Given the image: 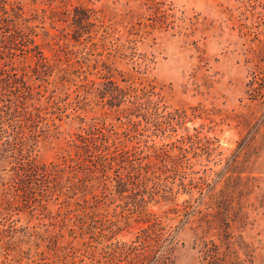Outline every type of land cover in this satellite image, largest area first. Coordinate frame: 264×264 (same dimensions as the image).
<instances>
[{"label":"rangeland","instance_id":"1","mask_svg":"<svg viewBox=\"0 0 264 264\" xmlns=\"http://www.w3.org/2000/svg\"><path fill=\"white\" fill-rule=\"evenodd\" d=\"M158 235L165 264H264V0H0V264Z\"/></svg>","mask_w":264,"mask_h":264},{"label":"trees","instance_id":"2","mask_svg":"<svg viewBox=\"0 0 264 264\" xmlns=\"http://www.w3.org/2000/svg\"><path fill=\"white\" fill-rule=\"evenodd\" d=\"M17 143H19L21 147H23L24 145V143H20V142H17ZM83 149L84 151L82 153L77 154L78 160L76 161V164L78 165L79 168H82L85 170L91 168L90 173H92V172H96L100 166L104 168L103 173H105L106 170L110 168V165H112V158L105 157L102 151H100L97 154V151L99 150L98 145H92V146L85 145ZM24 163L26 164L23 167L27 173L24 172V175H25L24 178H18L19 183L21 185H24L25 180H27L30 173L34 172L36 174H39V176L41 177L40 180L43 183L41 186L40 194L42 192H45L46 193L45 195L51 194L55 192L58 189V187L62 186V183H63L62 179L64 177L65 171L64 169L58 168V165L53 164V163L51 164L43 163L40 165L36 163V161H34L33 159L29 160V158L26 159ZM128 174H129L128 176L131 177L132 170H129ZM121 179L123 178L121 177ZM131 179H130V184L135 185V182L131 181ZM136 186L138 187L139 185L137 184ZM65 187L66 186L64 185V188ZM25 188H26V191H28V188L26 185H25ZM28 192H31V191H28ZM84 207H86V205H84ZM161 237H162L161 235H158L156 237L155 244H151V241H149V246L145 245L143 247L144 251L137 252L138 248L132 247L131 252H129L128 254V256H130L131 258L128 260L127 264H165L166 262L165 253L167 251H162V245H159L158 243L159 241L161 242L162 240Z\"/></svg>","mask_w":264,"mask_h":264}]
</instances>
